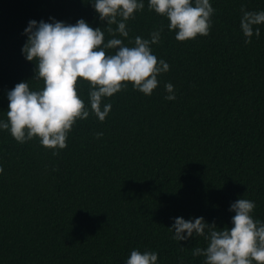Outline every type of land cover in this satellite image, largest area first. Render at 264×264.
I'll return each instance as SVG.
<instances>
[{
    "label": "trees",
    "instance_id": "obj_1",
    "mask_svg": "<svg viewBox=\"0 0 264 264\" xmlns=\"http://www.w3.org/2000/svg\"><path fill=\"white\" fill-rule=\"evenodd\" d=\"M143 2L126 21L129 37L117 38L133 46L129 40L150 39L163 25L151 49L170 70L151 96L129 83L103 98L101 107L112 108L101 122L81 81L90 114L58 155L0 129V264H126L133 249L156 252L157 264H203L192 251L208 242L174 240L175 218L230 228V206L244 198L264 223V24L247 44L240 26L242 7L264 11V0H210V34L184 42ZM51 18L84 19L101 27L105 42L112 38L91 0H0V120L7 122V94L17 83L42 89L36 62L22 53L24 30ZM168 83L175 100L165 99Z\"/></svg>",
    "mask_w": 264,
    "mask_h": 264
},
{
    "label": "clouds",
    "instance_id": "obj_2",
    "mask_svg": "<svg viewBox=\"0 0 264 264\" xmlns=\"http://www.w3.org/2000/svg\"><path fill=\"white\" fill-rule=\"evenodd\" d=\"M101 21H106L107 32L112 37L105 42L101 27L93 28L84 19L74 25L62 21L37 22L30 20L24 32L27 41L22 53L28 61L36 62L37 80L43 81L40 90H32L28 82H20L7 94L9 104L7 122L0 120V129L10 131L18 143L38 139L48 149L67 147L68 134L77 120L89 117L85 101L79 95L81 81L89 85L91 111L103 122L112 105L104 104L103 98L126 90L129 83L135 90L151 96L158 87V76L170 70L163 59H158L151 45L159 44L163 25L150 33V39L136 36L126 46L120 37H129L126 21L135 19V14L145 7L143 0H91ZM148 9L167 18L169 31L184 42L197 36H208L215 12L210 0H148ZM241 29L246 37L260 36L259 27L264 24V11L241 9ZM112 25H117L113 28ZM108 49H115L108 54ZM169 95L166 100H175L174 87L165 85ZM101 137L103 133H97ZM0 173L3 167L0 166ZM254 201L240 198L230 206L235 213L232 226L219 228L215 222L208 223L203 217L185 220L175 218L169 227L174 230L173 239L186 241L195 236L208 242L204 248L196 247L192 255L203 256V264H264V223L253 218ZM186 233V234H185ZM154 251L133 249L126 264H157ZM182 260V258H181Z\"/></svg>",
    "mask_w": 264,
    "mask_h": 264
}]
</instances>
